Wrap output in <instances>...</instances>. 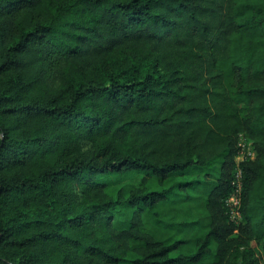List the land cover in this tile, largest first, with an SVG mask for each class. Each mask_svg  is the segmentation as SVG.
Wrapping results in <instances>:
<instances>
[{
    "label": "trees",
    "instance_id": "trees-1",
    "mask_svg": "<svg viewBox=\"0 0 264 264\" xmlns=\"http://www.w3.org/2000/svg\"><path fill=\"white\" fill-rule=\"evenodd\" d=\"M260 256L264 0H0V264Z\"/></svg>",
    "mask_w": 264,
    "mask_h": 264
},
{
    "label": "built area",
    "instance_id": "built-area-1",
    "mask_svg": "<svg viewBox=\"0 0 264 264\" xmlns=\"http://www.w3.org/2000/svg\"><path fill=\"white\" fill-rule=\"evenodd\" d=\"M255 153L251 143L243 136H239L237 153L234 159L235 168L232 175V190L224 200V210L231 223L238 225L242 222L240 212V198L243 188V173L241 164L254 159Z\"/></svg>",
    "mask_w": 264,
    "mask_h": 264
},
{
    "label": "rangeland",
    "instance_id": "rangeland-1",
    "mask_svg": "<svg viewBox=\"0 0 264 264\" xmlns=\"http://www.w3.org/2000/svg\"><path fill=\"white\" fill-rule=\"evenodd\" d=\"M260 264H264V256H260Z\"/></svg>",
    "mask_w": 264,
    "mask_h": 264
}]
</instances>
